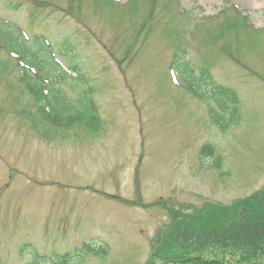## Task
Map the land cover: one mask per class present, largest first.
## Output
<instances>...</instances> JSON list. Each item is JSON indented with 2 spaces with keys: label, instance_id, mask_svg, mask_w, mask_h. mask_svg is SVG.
Here are the masks:
<instances>
[{
  "label": "rangeland",
  "instance_id": "374dc122",
  "mask_svg": "<svg viewBox=\"0 0 264 264\" xmlns=\"http://www.w3.org/2000/svg\"><path fill=\"white\" fill-rule=\"evenodd\" d=\"M0 17L54 70L66 99L43 89L42 106L75 114L47 121L0 46V264H147L172 210L263 189L264 0H0ZM181 50L192 72L176 83ZM202 69L238 95L237 111L218 108L226 128Z\"/></svg>",
  "mask_w": 264,
  "mask_h": 264
},
{
  "label": "trees",
  "instance_id": "16d2710c",
  "mask_svg": "<svg viewBox=\"0 0 264 264\" xmlns=\"http://www.w3.org/2000/svg\"><path fill=\"white\" fill-rule=\"evenodd\" d=\"M26 38V33L18 25L0 19V44L7 47L9 43L7 50L19 55L20 65L25 63L21 67L17 63L16 67L21 74V81L33 96L39 110L44 112L47 121L61 126H71L75 122V114L71 109L66 107L63 111L55 112L48 111L42 106V100L48 97L44 95L43 89L54 90L55 103L59 104L66 98L56 87L58 82L51 78L54 70L49 68L44 53L36 52ZM40 39L45 40L42 36ZM46 43L45 41L44 44ZM174 57L175 64H172V70L180 72L181 66L185 73L192 72L189 70L190 65L185 51L175 52ZM56 64L60 68V74L64 72L60 65ZM198 77L199 80L196 81L198 86L201 89L207 88L206 92L210 93V96L204 99L209 104L211 114L215 112V123L226 128L228 124L223 122V116L218 108L224 113L237 111L239 108L237 93L230 87L217 84L207 69H202ZM42 78H45V83L49 82L52 85L50 87L45 85L41 81ZM190 88L195 90V85H190ZM196 91L200 94L198 89ZM210 98L215 100V109L211 106ZM92 116L97 117L95 113H92ZM63 119L66 122L61 123ZM201 154L203 157L214 156L215 149L205 145ZM186 208L188 211L190 206L187 205ZM184 210V207L172 210L173 222L168 230L166 228L160 231L153 242L152 258L148 264H155L154 261L157 259L165 264H264V187L250 197L228 206L206 204L201 208L194 207L193 214ZM63 258L70 259V256L65 255Z\"/></svg>",
  "mask_w": 264,
  "mask_h": 264
}]
</instances>
